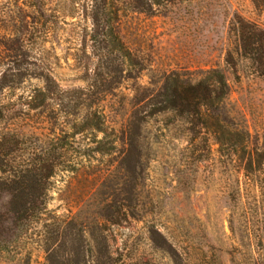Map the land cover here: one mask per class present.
<instances>
[{
    "label": "rangeland",
    "instance_id": "374dc122",
    "mask_svg": "<svg viewBox=\"0 0 264 264\" xmlns=\"http://www.w3.org/2000/svg\"><path fill=\"white\" fill-rule=\"evenodd\" d=\"M92 3L108 18L93 22ZM139 3L0 0V134L20 136L8 160L55 167L46 220L0 264H264L256 227L230 231V147L264 149V60L240 43V23L264 31V0ZM169 77L208 81L218 110L154 114Z\"/></svg>",
    "mask_w": 264,
    "mask_h": 264
},
{
    "label": "trees",
    "instance_id": "16d2710c",
    "mask_svg": "<svg viewBox=\"0 0 264 264\" xmlns=\"http://www.w3.org/2000/svg\"><path fill=\"white\" fill-rule=\"evenodd\" d=\"M139 1L123 0L133 12L140 6ZM36 8L35 12L43 16L42 7L36 6ZM104 11L102 7L92 3L90 16L93 22L98 18L107 19L110 12ZM240 32L241 49L244 54L258 62L264 60V31L256 25L243 22L240 23ZM215 78L216 81L213 82L221 89L224 88L223 77L216 75ZM44 92L58 93L49 78L45 79ZM212 93L214 90L208 81L202 80L192 84L178 79L172 80L169 77L162 87V92L156 96L152 111L154 114L175 112L195 121L203 118L205 115L203 110H218L220 102L216 99L212 100ZM12 133L13 131L6 130L0 134V252L7 251L13 240L19 239L20 235L17 231L46 220L43 217L47 208L50 180L55 168L54 164H48L42 157L28 163H11L8 160L9 156L20 151V136ZM240 136L244 134L230 133V141ZM238 153L240 160L237 162V171L230 179V231L237 237V230L239 235L242 224L245 229L247 225H252L261 233L262 241H259V246L262 247L264 244V149H248L246 146L236 149L233 146L230 147V160ZM235 224L239 229L234 227ZM55 226L49 225L43 235L48 250L58 239V235L53 234Z\"/></svg>",
    "mask_w": 264,
    "mask_h": 264
}]
</instances>
